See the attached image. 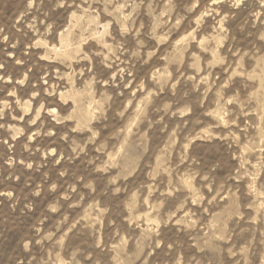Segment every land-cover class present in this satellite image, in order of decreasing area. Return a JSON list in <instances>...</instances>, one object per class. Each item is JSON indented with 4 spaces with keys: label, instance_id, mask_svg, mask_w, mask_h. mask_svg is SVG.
Instances as JSON below:
<instances>
[{
    "label": "rangeland",
    "instance_id": "1",
    "mask_svg": "<svg viewBox=\"0 0 264 264\" xmlns=\"http://www.w3.org/2000/svg\"><path fill=\"white\" fill-rule=\"evenodd\" d=\"M0 264H264V0H0Z\"/></svg>",
    "mask_w": 264,
    "mask_h": 264
}]
</instances>
